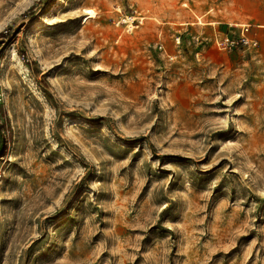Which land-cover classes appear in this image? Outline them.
<instances>
[{
    "label": "rangeland",
    "instance_id": "obj_1",
    "mask_svg": "<svg viewBox=\"0 0 264 264\" xmlns=\"http://www.w3.org/2000/svg\"><path fill=\"white\" fill-rule=\"evenodd\" d=\"M0 33V264H264V0H0Z\"/></svg>",
    "mask_w": 264,
    "mask_h": 264
},
{
    "label": "bare ground",
    "instance_id": "obj_2",
    "mask_svg": "<svg viewBox=\"0 0 264 264\" xmlns=\"http://www.w3.org/2000/svg\"><path fill=\"white\" fill-rule=\"evenodd\" d=\"M96 14L97 13H95V11L94 10H92V9H88L87 10V15H89V18L90 19H94L95 17H96ZM128 20H131V18H128ZM128 27L131 29L132 28V26L129 24L128 25Z\"/></svg>",
    "mask_w": 264,
    "mask_h": 264
},
{
    "label": "built area",
    "instance_id": "obj_3",
    "mask_svg": "<svg viewBox=\"0 0 264 264\" xmlns=\"http://www.w3.org/2000/svg\"><path fill=\"white\" fill-rule=\"evenodd\" d=\"M244 30H247L246 28H243L242 31H241V40L244 44H248V39L247 37L244 35ZM225 42H228V39L226 38V41Z\"/></svg>",
    "mask_w": 264,
    "mask_h": 264
},
{
    "label": "trees",
    "instance_id": "obj_4",
    "mask_svg": "<svg viewBox=\"0 0 264 264\" xmlns=\"http://www.w3.org/2000/svg\"><path fill=\"white\" fill-rule=\"evenodd\" d=\"M2 33H0V37H2ZM0 115L3 117L4 115H3V110H2V108L0 107ZM4 122H5V124H6V129H7V131H9V126H8V122H7V120H5L4 119ZM10 138V136L8 135V139ZM0 139L2 140V135L0 134Z\"/></svg>",
    "mask_w": 264,
    "mask_h": 264
}]
</instances>
